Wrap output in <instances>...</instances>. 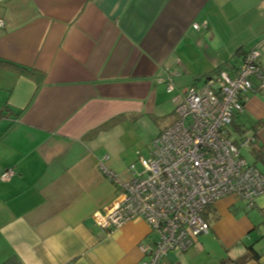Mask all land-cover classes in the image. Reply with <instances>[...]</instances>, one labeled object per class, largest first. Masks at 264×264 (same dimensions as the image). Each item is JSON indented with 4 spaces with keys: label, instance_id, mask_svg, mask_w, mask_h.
Instances as JSON below:
<instances>
[{
    "label": "crops",
    "instance_id": "1",
    "mask_svg": "<svg viewBox=\"0 0 264 264\" xmlns=\"http://www.w3.org/2000/svg\"><path fill=\"white\" fill-rule=\"evenodd\" d=\"M0 20V264H142L156 238L147 222L94 220L120 193L101 167L129 168L104 136L166 121L155 140L189 88L234 75L255 46L264 71V0H0ZM247 96L234 122L256 138L248 161L264 174V91ZM203 216L210 231L162 264H264V194Z\"/></svg>",
    "mask_w": 264,
    "mask_h": 264
},
{
    "label": "built area",
    "instance_id": "2",
    "mask_svg": "<svg viewBox=\"0 0 264 264\" xmlns=\"http://www.w3.org/2000/svg\"><path fill=\"white\" fill-rule=\"evenodd\" d=\"M260 57L255 46L234 75L222 71L189 88L176 107V122L154 140L149 158H139L141 169L132 164L120 177L101 167L120 193L95 214V223L112 231L136 220L147 222L156 238L141 248L142 264H162L172 251L191 250L210 231L203 214L218 200L233 197L252 207L264 194L263 172L243 155L244 149H257L256 138L246 135L235 143L229 134L248 93L264 91ZM167 91H174L170 80ZM15 175L7 170L1 180Z\"/></svg>",
    "mask_w": 264,
    "mask_h": 264
},
{
    "label": "rangeland",
    "instance_id": "3",
    "mask_svg": "<svg viewBox=\"0 0 264 264\" xmlns=\"http://www.w3.org/2000/svg\"><path fill=\"white\" fill-rule=\"evenodd\" d=\"M165 122L164 120H153V129L148 128L147 130L143 128L140 123L134 128H131L129 124L120 123L123 125L121 128L112 134L104 136V142H108L110 139L114 138L112 143L114 150H112V152L115 154L118 167L126 169L132 164H135L138 170L141 169L138 154L141 153L145 158L150 157V153L154 150V135L152 134L157 130V127L162 126ZM234 138L238 137L234 136ZM240 139L241 137H239L238 140ZM105 152V154H108V151ZM250 152L249 149L243 150L244 156L249 161L253 155ZM110 156L112 157L111 152Z\"/></svg>",
    "mask_w": 264,
    "mask_h": 264
},
{
    "label": "trees",
    "instance_id": "4",
    "mask_svg": "<svg viewBox=\"0 0 264 264\" xmlns=\"http://www.w3.org/2000/svg\"><path fill=\"white\" fill-rule=\"evenodd\" d=\"M241 51V50H240ZM238 52V54L237 55H239V57L241 56V52ZM244 54V53H243ZM247 53L245 52V55H246ZM18 69H20V71L21 72H26V73H30L31 75H36L34 72H32V71H30L29 69H27V68H23V67H18ZM222 71H224V70H220L218 73H220V72H222ZM217 73V74H218ZM216 75V74H215ZM235 120V119H234ZM120 122V119H117V121L115 122V124H117V123H119ZM115 124H112V123H107V124H105L104 126H102L100 129H99V131H103V130H107V129H109L110 127H112L113 125H115ZM245 133H246V131L245 130H243V129H240V127H238L236 124H235V122L233 121V123H232V126H231V129H229V134H230V137L232 138V140L235 142V143H238L239 142V137H244V136H246L245 135ZM234 136H237L238 138H234ZM249 250H250V252L251 253H253L254 251H253V248L252 247H250L249 248ZM243 260H246V259H243Z\"/></svg>",
    "mask_w": 264,
    "mask_h": 264
}]
</instances>
